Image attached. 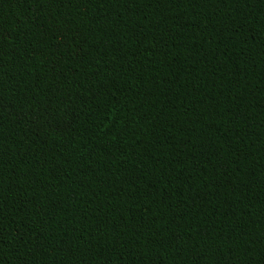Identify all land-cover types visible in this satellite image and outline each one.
<instances>
[{"label": "trees", "instance_id": "16d2710c", "mask_svg": "<svg viewBox=\"0 0 264 264\" xmlns=\"http://www.w3.org/2000/svg\"><path fill=\"white\" fill-rule=\"evenodd\" d=\"M0 264H264V0H0Z\"/></svg>", "mask_w": 264, "mask_h": 264}]
</instances>
